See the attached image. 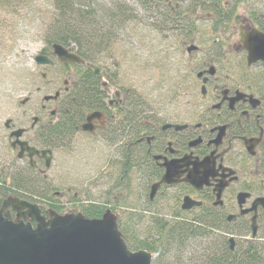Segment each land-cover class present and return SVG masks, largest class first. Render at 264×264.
<instances>
[{
  "label": "flooded vegetation",
  "instance_id": "obj_1",
  "mask_svg": "<svg viewBox=\"0 0 264 264\" xmlns=\"http://www.w3.org/2000/svg\"><path fill=\"white\" fill-rule=\"evenodd\" d=\"M251 20L243 21L247 28L253 26ZM226 29V24L222 23L215 28L218 37L213 40L203 38V46L192 50L191 45L199 37L191 30H175L176 50L186 57L182 61L188 67L186 72L193 74L194 79L176 85V89L170 92L174 104L170 107L161 105V98L153 97L149 92L153 89L146 88V94L138 95L132 88L118 84V73L98 57L96 63L90 62L71 49L82 61L63 62L48 48L47 56L57 59L70 75L64 80L63 87L59 86L55 92H59L58 97L45 100L58 103L49 117L45 118L48 109L42 105L43 114L34 116L30 126L24 124L31 121L28 111L27 116L21 118L24 122L14 126L13 120L8 119L5 129L0 130V139L6 138L12 150L0 172V210L9 196L19 197L13 191L22 192L15 187L26 176L46 185L48 172L57 160L53 149H66L78 133H89L94 137L97 135L102 142H117L123 147L120 154L124 158L125 175L135 170L148 179V204L156 203L158 196L163 198L175 192L173 199L179 202V206L171 218L163 217L161 221L159 213L150 210L149 221L151 225L158 224L156 228H161V235L165 229L169 231L174 226L194 228L200 236L190 246L180 247L178 255L183 259L189 257V253L201 257V238L206 239L205 246L209 248L223 243V250L233 256L246 253L254 244L264 243V69H261L264 61L250 64L240 31ZM204 32L213 33L212 30ZM186 33V41L180 40V34ZM182 45H185V51ZM52 61L53 65L54 59ZM93 63L99 65L108 77L95 73L91 67ZM89 76L91 80H88ZM89 84L93 94L91 104H82L79 91L88 90ZM28 103L31 104V94L22 101L24 105ZM90 113H95L92 118L94 132L82 129ZM76 114L82 115L81 118H75ZM55 118H58L57 122ZM69 118L74 131L70 129L66 137L56 140L58 147L43 146L41 136L46 134L48 137L53 126L61 120L67 123ZM3 130L6 134H2ZM18 130L21 135L17 137L14 133ZM33 147L53 150L49 168L38 155H34L35 166L32 165L30 150ZM196 177L203 179L197 181ZM87 183L75 192L74 184L67 183L68 186L64 185L61 191H55L54 185L48 183L49 195L37 202L42 214L49 217L51 210L59 214L83 213V206L91 204L99 210L104 208L96 218L111 210L119 223L125 222V215L123 217L110 207V194L105 198L106 203L89 202ZM154 185L158 187L151 196ZM20 187L26 188V184L22 183ZM93 188H99L98 180ZM24 193L31 195V192ZM188 197L197 203L184 209V200ZM4 211H11L13 220L17 219L14 209L9 207ZM138 215L142 222L148 217L143 211ZM24 219L25 222L31 221L28 217H21L22 221ZM168 248H171L170 242Z\"/></svg>",
  "mask_w": 264,
  "mask_h": 264
},
{
  "label": "rangeland",
  "instance_id": "obj_2",
  "mask_svg": "<svg viewBox=\"0 0 264 264\" xmlns=\"http://www.w3.org/2000/svg\"><path fill=\"white\" fill-rule=\"evenodd\" d=\"M112 1L116 0H99L103 6H110ZM125 1L136 6L134 8L137 9L139 17L136 21L122 22L124 28L116 30L118 38L98 58L103 64L111 67L113 72L118 73V84L132 88L138 95L146 94V88L153 89L149 92L153 93L155 99L161 98L159 99L161 105L174 106L170 92L176 89L177 84L193 82L194 79L193 74L186 72L188 67L182 61L186 57L181 56L176 50L178 40L176 28L171 31L168 28L160 29L157 25H150L147 23L150 20H147L148 15L145 14L142 4L137 0ZM228 1L231 0H226ZM54 2L55 0H21L8 7L0 4V130L5 129L4 124L8 119L13 120L14 126L24 122L21 118L27 116L28 111L31 121H25L24 124L30 126L34 116L43 114L42 105L48 109L44 114L45 118L49 117L50 112L58 105L54 100L45 101L44 98L54 95L59 86L63 87V82L68 78L69 73H66V68L60 66L61 64L54 57H52L53 65H40L36 62V56L42 49L45 46L50 48L46 41L45 30L46 24L51 20ZM185 4L188 5L190 2ZM175 5L176 2H173L170 8ZM189 14L191 15L185 17L187 19L179 24L178 29L186 30L189 25L191 28L193 20H197L199 29L191 31L199 37L195 44L202 47L203 38L211 37L204 32L212 25L210 13L200 10L197 15ZM237 14L245 20L254 19L253 25L261 27L259 18L264 22V0H241L226 30L239 31L240 24H245L234 20ZM212 31L217 37V31ZM180 36V40L186 41L184 38L188 37V34H180ZM115 65L116 68L113 69ZM192 65L193 60L190 67ZM30 94L31 104H22ZM54 120L57 122L58 118ZM2 134H6V131L3 130ZM122 149L123 147L117 142L113 144L102 142L97 135L94 137L89 133H78L73 143L66 149H53L57 160L48 172L49 180L46 184L52 183L55 191H61L67 183L74 184L75 192L80 191V186L88 182L86 185L89 188L87 187L86 191H89L87 194L89 202L102 204L105 201L106 203L105 198L110 194V207L115 208L113 211L122 213L123 217L132 212L135 215L142 211L147 214L148 217L143 222H137L138 227L134 228L136 234L143 235L153 227L149 221L150 210L159 213L160 220L163 217L170 219V216L176 212L179 202L173 199L174 192L163 198L158 196L156 203L148 204L146 195L150 188L146 184L148 179H145L142 172L135 170L125 175L124 158L120 154ZM11 151L6 138L0 139V172L8 161V154L12 155ZM97 180L98 189L93 188ZM72 196L73 194L71 198ZM137 216L138 219L140 216ZM165 255L162 260L160 259V264L176 263V258ZM160 256L157 253L153 262Z\"/></svg>",
  "mask_w": 264,
  "mask_h": 264
},
{
  "label": "trees",
  "instance_id": "obj_3",
  "mask_svg": "<svg viewBox=\"0 0 264 264\" xmlns=\"http://www.w3.org/2000/svg\"><path fill=\"white\" fill-rule=\"evenodd\" d=\"M21 0H0V4H4L5 7L12 5L15 2ZM144 7L145 14L148 15L150 25H157L160 29L168 28L170 30H176L179 24L185 19L186 16L197 15L202 10L211 13L210 17L212 23L209 30H215L219 25L231 23L232 15L234 14L238 3L241 0H231V7H225L226 0H137ZM151 1V3H149ZM114 2V1H112ZM111 2V3H112ZM176 2L180 4L179 10H173L170 5ZM190 2V4H185ZM55 6L53 7V13H51V20L46 27V41L51 46L53 43L63 44L65 46L75 45L74 49L78 53L89 60L96 63V57L105 51H107L113 41L118 38V30H121L125 20H135L139 17L137 9L134 4L127 3L125 0H116L114 3L103 6L99 0H55ZM186 5V6H185ZM191 11V12H190ZM262 30H264V22L259 20ZM193 25H190L186 30H198L197 20H193ZM258 22V19H257ZM117 30V31H116ZM179 30V29H178ZM99 59V58H98ZM91 80V77H88ZM88 90L81 89L79 91L80 103L91 104L93 98L91 84ZM82 115L76 114L74 117L80 119ZM71 120L67 123L62 120L58 124L53 126L50 131V135L46 137L41 136V144L46 147H58L59 139L66 137L68 131L74 128L72 127ZM78 123V122H77ZM74 124L75 125L77 124ZM66 126V127H65ZM72 127V128H71ZM50 137V138H49ZM26 179L21 180L19 186L15 187L16 190H22L26 194H18L33 202H39L38 198H47L49 192H47V184L44 185L42 181L33 180L26 176ZM17 182V180H16ZM26 184L25 187H20L21 184ZM19 184V183H18ZM30 191V192H28ZM48 193V194H47ZM53 196V194H52ZM54 207V206H53ZM83 213L90 218L99 217L103 210H99L92 205H84ZM139 213H137L138 215ZM136 215L132 212L125 217V222H120V230L123 233L124 239L130 250H150L151 252H157L161 255L154 264H160L168 253V257L176 258L174 264H264V243L254 244L253 247L240 256H233L229 251H224L225 247L223 243L216 245L214 248L205 246L206 239L201 238L203 241L202 255L198 257L193 253H189V257L183 259V256H179L178 253L183 245L190 246L191 242L198 241L200 236L194 231V228L190 226L183 227H170L165 229L161 235V228H156L153 224L150 231L145 234H136L134 228L138 227L136 224L140 220H136ZM156 229V230H155ZM179 229V230H178ZM152 230L156 231L154 233ZM158 235L160 237H158ZM170 242L171 248H168ZM205 246V247H204ZM167 252V253H165ZM176 255V257H175ZM170 264V263H168Z\"/></svg>",
  "mask_w": 264,
  "mask_h": 264
},
{
  "label": "water",
  "instance_id": "obj_4",
  "mask_svg": "<svg viewBox=\"0 0 264 264\" xmlns=\"http://www.w3.org/2000/svg\"><path fill=\"white\" fill-rule=\"evenodd\" d=\"M179 4H176L178 7ZM242 20L236 16V21ZM240 37L248 51L249 63L264 61V32L257 27L240 26ZM192 45L191 49H196ZM53 53L63 62H78L80 57L70 52L63 45L53 44ZM47 48H43L36 56L40 65L52 64L47 56ZM95 73L106 72L99 65H91ZM59 95L45 97V100L55 99ZM87 123L82 129L94 132L92 118L95 113L88 114ZM17 137L21 130L14 133ZM31 163L34 155L46 161L49 168L53 150L31 148ZM198 170V168H197ZM199 171H197V174ZM168 175V174H166ZM200 174H198L199 177ZM167 176H165L166 179ZM197 181L203 178L198 179ZM158 185L152 186L151 196ZM195 203L189 197L185 198L183 208L189 209ZM199 204V203H198ZM12 208L17 212V219L13 220ZM49 217L42 214L38 203H33L19 197L9 196L3 202L0 210V264H152L153 254L147 250L131 251L119 229L117 215L107 210L101 218H88L83 213L69 212L59 214L55 210L49 211ZM21 217H28L31 221H22ZM34 221L35 225L32 224Z\"/></svg>",
  "mask_w": 264,
  "mask_h": 264
}]
</instances>
